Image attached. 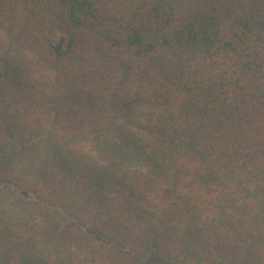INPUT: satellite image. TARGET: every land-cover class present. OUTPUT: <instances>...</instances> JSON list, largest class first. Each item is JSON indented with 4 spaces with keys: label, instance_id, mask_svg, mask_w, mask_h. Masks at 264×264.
Masks as SVG:
<instances>
[{
    "label": "trees",
    "instance_id": "16d2710c",
    "mask_svg": "<svg viewBox=\"0 0 264 264\" xmlns=\"http://www.w3.org/2000/svg\"><path fill=\"white\" fill-rule=\"evenodd\" d=\"M0 264H264V0H0Z\"/></svg>",
    "mask_w": 264,
    "mask_h": 264
}]
</instances>
